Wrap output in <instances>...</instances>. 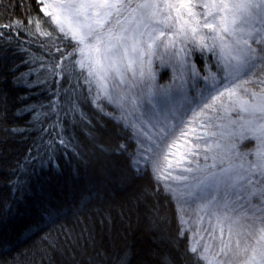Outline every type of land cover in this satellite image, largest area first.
I'll return each instance as SVG.
<instances>
[{
  "label": "snow or ice",
  "instance_id": "1",
  "mask_svg": "<svg viewBox=\"0 0 264 264\" xmlns=\"http://www.w3.org/2000/svg\"><path fill=\"white\" fill-rule=\"evenodd\" d=\"M38 5L58 33L74 42L68 57L85 74L88 91L95 89L93 104L102 112L98 101L114 105L121 115H105L133 130L136 172L150 167L157 185L177 201V237L190 233L187 251L202 264H264V0H38ZM29 23L52 37L40 31L39 17ZM56 51L63 60L61 49ZM197 55L211 63L198 68ZM156 64L171 70L167 83L159 82ZM56 68L61 71L53 74L62 75V61ZM65 93L70 110L80 111L76 87L70 83ZM47 144L41 167L55 159L56 145ZM116 151L127 152V146ZM35 160L25 157L28 165ZM18 170L27 171L19 163L13 171ZM11 183L17 201L30 191L19 176ZM86 206L81 201L68 213L51 204L42 208L46 226L67 215L74 223H59L55 236L48 231L33 241L29 251L40 255L33 264H52L54 253L75 259L85 234L92 239L80 214ZM186 209L195 219L186 218ZM14 211L6 202L0 223ZM126 255L119 264H127ZM9 264H16L15 256ZM159 264L176 261L165 254Z\"/></svg>",
  "mask_w": 264,
  "mask_h": 264
},
{
  "label": "trees",
  "instance_id": "2",
  "mask_svg": "<svg viewBox=\"0 0 264 264\" xmlns=\"http://www.w3.org/2000/svg\"><path fill=\"white\" fill-rule=\"evenodd\" d=\"M36 17L40 31L50 32L51 38L29 23ZM72 50V41L39 11L38 0H0V208L7 202L15 209L0 223V264H9L14 256L16 264L39 262V253L29 251L33 241L38 243L48 231L55 236L59 223H74L67 215L57 225L46 226L42 208L51 204L68 213L85 200L80 214L92 239L86 233L74 260L54 253L52 264H119L125 254L127 264H159L165 254H171L176 264H202L187 251L190 233L186 230L177 237L181 227L177 201L162 183L157 185L150 168L136 172L133 130L105 115L117 117L113 105L98 101L102 112L93 104L95 90L90 93L84 85L85 74L68 57ZM198 58V68L211 63ZM61 61L63 74L54 75L53 69L61 71L56 68ZM70 83L79 94L80 111L70 110L64 102ZM49 140L56 145L55 159L41 167L38 161H47ZM121 144L127 152L116 151ZM30 156L37 160L28 165L25 157ZM18 163L27 171H13ZM18 176L28 182L30 191L17 201L11 182Z\"/></svg>",
  "mask_w": 264,
  "mask_h": 264
},
{
  "label": "rangeland",
  "instance_id": "3",
  "mask_svg": "<svg viewBox=\"0 0 264 264\" xmlns=\"http://www.w3.org/2000/svg\"><path fill=\"white\" fill-rule=\"evenodd\" d=\"M72 44H74V42H72ZM78 58H79L78 56L75 57V59H78ZM199 59H200V57L198 58V60H199ZM70 60L72 61L71 58H70ZM155 66H156V68H157V73H158V79H159V82H160L161 84H165V83H167V82L169 81V79L171 78V75H172L171 70H170V69H160L159 66H158V64H156ZM76 68H77V71H80V72H81V70L79 69L78 66H76ZM93 90H95V89L93 88ZM112 107H113L114 112L116 113L117 117H119V116L121 115L120 111L117 110V109L115 108L114 105H113ZM135 138H136V137H135ZM136 140H137V138H136ZM136 149H137V146H136ZM136 157H137V152H136V150H135V153H134V159H136ZM149 168H150V167H149ZM150 169H151V168H150ZM194 207H195V206L193 205V208H194ZM185 216H186V218L189 217V216H191L193 219H195V214H194V212L191 211V210H189V209H186V211H185ZM189 222L191 223L192 221L190 220ZM194 228H195V225H193V230H194Z\"/></svg>",
  "mask_w": 264,
  "mask_h": 264
}]
</instances>
